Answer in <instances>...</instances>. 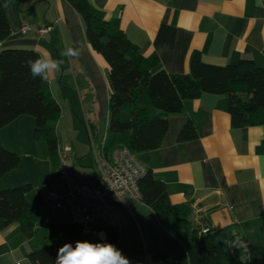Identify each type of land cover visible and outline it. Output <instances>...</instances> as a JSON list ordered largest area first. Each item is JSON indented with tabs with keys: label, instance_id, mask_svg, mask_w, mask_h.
Returning <instances> with one entry per match:
<instances>
[{
	"label": "crops",
	"instance_id": "obj_1",
	"mask_svg": "<svg viewBox=\"0 0 264 264\" xmlns=\"http://www.w3.org/2000/svg\"><path fill=\"white\" fill-rule=\"evenodd\" d=\"M87 1L105 21L118 23L144 59L158 61L153 72L162 69L167 74L186 75L194 52L209 65L249 60L257 67L264 66V0ZM0 2L11 27L10 37L0 49L33 50L40 56L63 60L59 72H50L48 82L75 85L78 100L75 92L70 95L74 110L80 109L87 122L91 153V144L96 145L107 134L109 86L106 64L88 46L79 14L66 0ZM23 25L51 28L38 40L32 31L20 35ZM166 119L168 129L159 147L136 155L137 160L165 184L172 204L190 205L193 226H199L202 219L210 230L236 224L239 238L251 253V264H264V124L232 128L226 97L211 94L186 101L181 114ZM189 120L196 127L197 138L179 143V132ZM33 128V119L21 116L0 130L2 146L12 152V148L21 149L32 163L31 174H22L19 169L6 174L0 180V190L33 185L26 200L37 216L36 234L28 240L17 223L2 228L0 221V264H30L27 255L44 246L49 237L58 248L65 243L75 246L78 240L95 243L107 239L104 227L92 225L96 235L85 233L68 213L55 210L48 193L59 187L50 175L53 168L48 154L43 159L32 151ZM70 147V164L71 160L87 166L84 168L92 164L96 188L94 155L89 161L84 152ZM39 161L48 164L47 178L39 172ZM111 208L119 220L114 229L116 247L131 264H171L168 258L153 262L146 251L151 212L142 202H131L125 208L112 199Z\"/></svg>",
	"mask_w": 264,
	"mask_h": 264
},
{
	"label": "trees",
	"instance_id": "obj_2",
	"mask_svg": "<svg viewBox=\"0 0 264 264\" xmlns=\"http://www.w3.org/2000/svg\"><path fill=\"white\" fill-rule=\"evenodd\" d=\"M66 1L82 19L88 46L106 64L109 99L102 147L105 155L120 146L135 156L157 149L168 129L166 117L181 114L186 101L203 94L226 97L232 128L264 124V66L257 67L249 60L209 65L194 52L186 75L167 74L162 69L153 72L158 61L144 59L117 22L105 21L87 0ZM10 35L11 27L0 2V44ZM38 56L33 50L0 49V130L21 116L31 117L33 139L46 144L53 168L50 175L55 178L58 143L54 127L61 117V107L50 94L48 80L30 75L28 61ZM196 138V127L189 120L180 130L178 142ZM20 162V157L0 143V180L16 170ZM137 185L141 202L151 212L146 251L153 262L170 257L171 264H251L237 243L236 224L210 230L202 219L199 226H193L189 221L190 205L172 204L165 184L149 170ZM33 189V185L24 184L0 190L1 227L17 223L26 240L36 234L37 216L26 200ZM104 230V242L116 246L115 231L108 227ZM45 241L44 246L27 255L30 264H54L59 248L51 237Z\"/></svg>",
	"mask_w": 264,
	"mask_h": 264
},
{
	"label": "built area",
	"instance_id": "obj_3",
	"mask_svg": "<svg viewBox=\"0 0 264 264\" xmlns=\"http://www.w3.org/2000/svg\"><path fill=\"white\" fill-rule=\"evenodd\" d=\"M30 31L41 40L49 34L50 28L39 26L32 29L23 25L19 34L25 36ZM104 140L105 138L96 145L91 144V152L96 160V188L78 182L69 163L71 147L58 146L55 179L59 189L48 193L55 210L68 213L74 224L83 227L85 233L93 235H96V231L91 229L92 225L113 230L118 228L119 220L111 208L112 199L125 208L131 202H141L137 182L146 172L136 156L124 146L105 155L102 150ZM237 243L250 261L251 253L243 239L239 238Z\"/></svg>",
	"mask_w": 264,
	"mask_h": 264
},
{
	"label": "rangeland",
	"instance_id": "obj_4",
	"mask_svg": "<svg viewBox=\"0 0 264 264\" xmlns=\"http://www.w3.org/2000/svg\"><path fill=\"white\" fill-rule=\"evenodd\" d=\"M58 22V20H57ZM51 28L50 26H47ZM67 82L63 81L62 84L59 85L58 81L49 82V91L51 93L52 98L60 105L61 107V117L58 122L55 124V133L57 138V143L59 146H71L79 151L84 152V156L88 158L87 160L92 161L93 153L89 152V141L88 134L86 130L87 122L82 116L81 110H74L75 103L73 101V97L70 95L71 91L77 92L75 90V85L67 86ZM74 98H77L78 95ZM80 106L78 105V108ZM32 151L37 153L38 157L45 158L47 157V147L43 141H32ZM13 153H15L18 157H20L21 162L19 167L16 169L21 170L22 174H31V161L30 159H26L24 152L18 148H12ZM12 152V151H11ZM43 156V157H41ZM39 158V160H40ZM70 163V156H69ZM72 168H74L75 175L77 179L84 185L95 188V175L92 170V164L88 166V168H84L87 166H83V164H76L71 160ZM43 166V167H42ZM48 164L40 162L38 163L39 172L45 178L49 176ZM15 170V171H16ZM18 172V171H16ZM81 178V179H80ZM170 261V257H168L167 262Z\"/></svg>",
	"mask_w": 264,
	"mask_h": 264
},
{
	"label": "clouds",
	"instance_id": "obj_5",
	"mask_svg": "<svg viewBox=\"0 0 264 264\" xmlns=\"http://www.w3.org/2000/svg\"><path fill=\"white\" fill-rule=\"evenodd\" d=\"M62 64L63 60L42 55L28 61L32 78H40L43 81L48 80L50 72H59ZM101 235L103 236V234ZM54 264H131V262L112 243L78 240L75 242V246L72 243H65L61 246Z\"/></svg>",
	"mask_w": 264,
	"mask_h": 264
},
{
	"label": "water",
	"instance_id": "obj_6",
	"mask_svg": "<svg viewBox=\"0 0 264 264\" xmlns=\"http://www.w3.org/2000/svg\"><path fill=\"white\" fill-rule=\"evenodd\" d=\"M71 54H73V52H71Z\"/></svg>",
	"mask_w": 264,
	"mask_h": 264
}]
</instances>
